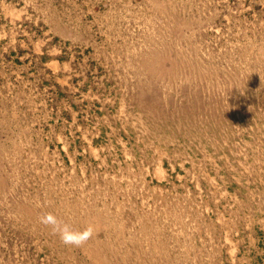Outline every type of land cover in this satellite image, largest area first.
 <instances>
[{"label": "rangeland", "instance_id": "obj_1", "mask_svg": "<svg viewBox=\"0 0 264 264\" xmlns=\"http://www.w3.org/2000/svg\"><path fill=\"white\" fill-rule=\"evenodd\" d=\"M0 264H264V0H0Z\"/></svg>", "mask_w": 264, "mask_h": 264}, {"label": "clouds", "instance_id": "obj_2", "mask_svg": "<svg viewBox=\"0 0 264 264\" xmlns=\"http://www.w3.org/2000/svg\"><path fill=\"white\" fill-rule=\"evenodd\" d=\"M51 219V217H49ZM91 234V229H87L83 233V237L79 233H73L65 226L62 230V240L65 244L79 246L82 244Z\"/></svg>", "mask_w": 264, "mask_h": 264}]
</instances>
